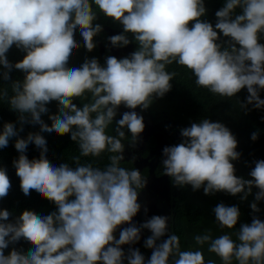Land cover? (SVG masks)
<instances>
[{"label": "clouds", "instance_id": "clouds-1", "mask_svg": "<svg viewBox=\"0 0 264 264\" xmlns=\"http://www.w3.org/2000/svg\"><path fill=\"white\" fill-rule=\"evenodd\" d=\"M101 15L123 29L107 38L111 46L135 42L136 50L123 58L108 55L103 64L85 57L78 67L70 66L82 46L88 52L97 47ZM206 15L205 0H0V80L8 82L0 87V102L17 114L15 123L4 122L0 129V149L15 138L19 155L12 165L22 193L35 191L56 208L47 215L23 210L18 216L0 209V264H216L205 259V245L220 264H264V220L256 215L264 201V160L253 161L250 178L238 176L233 163L241 157L238 140L221 122L203 118L181 128V141L162 149V173L174 187L203 189L205 195L223 192L241 201L254 195L251 222L237 229L239 207L220 202L212 211L221 234L213 236L207 228L192 234L191 244L186 238L185 247L170 232V216L134 222L148 179L122 166L125 141L135 148L145 130L136 109L146 111L172 90L178 73L170 65L186 68L196 87L224 99L246 89V101L239 102L245 113L248 105L264 109V0H224L214 24ZM13 47L24 53L15 63L7 56ZM14 69L22 79H12ZM53 102L55 114L48 107ZM121 106L129 111L117 120ZM25 125H39V132L21 136ZM45 132L69 135L76 143L80 155L71 158L74 167L49 159ZM258 138L259 130L251 133L252 141ZM30 144L39 158L29 159ZM104 153L109 154L104 167L81 163V157ZM11 189L7 168L0 166V200ZM143 211L147 217L148 208ZM143 230L151 233L143 243L151 250L148 258L132 247ZM21 240L31 245L27 251L12 247L5 254Z\"/></svg>", "mask_w": 264, "mask_h": 264}, {"label": "trees", "instance_id": "trees-1", "mask_svg": "<svg viewBox=\"0 0 264 264\" xmlns=\"http://www.w3.org/2000/svg\"><path fill=\"white\" fill-rule=\"evenodd\" d=\"M224 4V0H205L207 8V15L204 19L215 23V12L219 10ZM97 23L103 25V32L95 37L97 47L88 52L83 46L75 52L71 65L78 67L83 63L84 58H97L101 64L104 63V58L108 55H113V52L117 53V58H123L136 50L137 45L135 42L130 43L123 48L112 47L108 37L116 34H121L122 26L114 23L110 19L104 18L102 15L98 17ZM76 39L82 44V37L77 33ZM131 39V37H130ZM264 43V40L261 41ZM104 50V54H103ZM24 53L20 52L15 47L11 48L8 52V59L15 63L22 59ZM169 71H176L177 77L171 82L173 87L163 98H158L146 111L141 112L139 108L137 111L143 115L144 123H146V132L149 134L147 138V149L143 156L148 157L149 152L160 146L163 149L165 146L177 144L181 141L179 130L183 127L190 126L191 122H199L203 118H208L213 122H221L225 124L238 140L237 151L241 153V157L238 161H234L236 167V174L243 176L244 178H250L249 172L254 167L253 161L264 160V109H254L251 105H248V111L240 109L239 102H245L248 95L246 89L237 94V97L232 99H224L219 96H215L207 91V89L198 88L194 83V76L183 67L176 64L168 67ZM12 79H22L23 73L19 70H13L11 73ZM6 83L0 80V87ZM11 94V92H10ZM261 98L264 99V92H261ZM78 105H82L80 100L75 101ZM50 112L55 114L58 112V105L56 102L48 105ZM17 114L10 110L9 105L5 102H0V129H2L4 122L15 123ZM42 119L46 123L51 125V121L47 115L42 116ZM154 130H150L148 125ZM259 130V138L254 142L251 140V133ZM29 131L39 132V125H25L24 132L21 136L26 137ZM110 134H114V131ZM47 141L49 147V159L57 166L62 162H68L72 164V157L80 155L79 148L75 142L70 139L69 135H56L55 133H41ZM15 138L9 141L6 148L0 149V166L7 168L8 175L12 182V189L8 196L0 200V209H8L13 212V216H18L23 210H33L37 214L47 215L52 211H55V205L48 200L41 198L35 193L31 192L30 196H25L19 187V178L15 174V169L12 165L13 159L18 157V152L14 147ZM127 141H125L126 144ZM126 146V145H125ZM29 159L39 158V150L35 145L30 144L26 153ZM108 153L102 154L99 158L94 157H81V163L93 162L94 165L104 167L108 161ZM131 160V157H125V162H122V166L126 168L135 167L138 168L137 160L132 164L127 161ZM160 172L157 175L162 176L161 161L158 162ZM75 166V165H71ZM149 178L151 171L150 168L145 166L140 170ZM145 188L140 192V196L143 195ZM258 189H253V194ZM172 205L171 211V227L170 232H175L181 238V246L185 247V239L187 238L188 244H191V235L202 232L207 228H211L213 236L221 234L220 230L214 224L215 216L212 209L220 202L226 205H236L241 212L240 220L237 224V229L242 223H250L253 215L250 209V203L254 199V195L249 196L248 200L241 201L239 195L231 196L226 193L220 192L215 195H208V199H205L203 189L193 191L191 186H185L183 188L177 187L172 191ZM261 208L260 213H257L262 220H264V201L259 202ZM12 219V218H10ZM169 221V222H170ZM225 231H228L227 229ZM117 238L119 233H116ZM148 236H141L140 242L136 245L140 251L148 258L151 255V250L143 247L144 240ZM166 238V237H165ZM235 238V237H233ZM133 245L132 247H134ZM12 247L16 249H23L27 251L31 245L21 240L15 245H10L9 249L5 250V254L11 250ZM128 246H124L127 251ZM205 259H214L216 264H220V261L214 254L207 252V246H204Z\"/></svg>", "mask_w": 264, "mask_h": 264}, {"label": "rangeland", "instance_id": "rangeland-1", "mask_svg": "<svg viewBox=\"0 0 264 264\" xmlns=\"http://www.w3.org/2000/svg\"><path fill=\"white\" fill-rule=\"evenodd\" d=\"M104 54V50H103ZM125 111H129V109L124 108L123 106L120 107L118 111V115L116 119L122 118L121 114ZM137 111V109H136ZM138 112V111H137ZM148 125V124H147ZM113 129L115 128V122L111 126ZM150 130H154V128H151L150 125H148ZM146 128V123H145ZM115 134V132H114ZM149 134L146 132V129L141 134V139L138 145L135 148H132L128 145L126 142L125 146V157H133L135 156L137 160V166L142 170L145 166L150 168L151 174L148 178V184L145 187V191L142 196L139 197V202L142 204V209L140 213L137 214L136 217H134V222L139 224L142 223L146 218H150L152 215H165L171 217V211L170 207L172 205V199L173 194L172 191L175 190L177 187H174L170 181V178L166 175L159 176L157 173L160 172L159 164L158 162L162 159V149H160V146H157L155 149H152L149 152L148 157H144L143 154L145 150L147 149L144 147L147 145V138ZM202 196L205 197V199H208V195H205L204 193ZM143 207L148 208L147 217L145 216V213L143 211ZM171 220V219H170ZM169 220V221H170ZM169 225L171 227V221L169 222ZM143 237L149 236L151 233L148 230H143L142 232ZM134 247H138L136 244Z\"/></svg>", "mask_w": 264, "mask_h": 264}, {"label": "flooded vegetation", "instance_id": "flooded-vegetation-1", "mask_svg": "<svg viewBox=\"0 0 264 264\" xmlns=\"http://www.w3.org/2000/svg\"><path fill=\"white\" fill-rule=\"evenodd\" d=\"M113 55H114V56H117V53H116V52H113Z\"/></svg>", "mask_w": 264, "mask_h": 264}]
</instances>
